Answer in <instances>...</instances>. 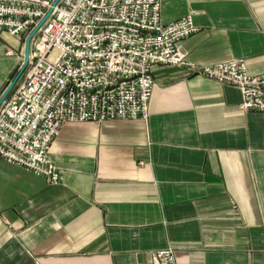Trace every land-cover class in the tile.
I'll return each mask as SVG.
<instances>
[{
  "label": "crops",
  "instance_id": "obj_1",
  "mask_svg": "<svg viewBox=\"0 0 264 264\" xmlns=\"http://www.w3.org/2000/svg\"><path fill=\"white\" fill-rule=\"evenodd\" d=\"M160 10L164 23L193 15L187 60L243 57L264 72V0H161ZM24 44L0 36V95ZM153 77L147 119L61 126L49 148L57 184L0 160V264H155L165 247L177 264H264V111L187 67L155 64Z\"/></svg>",
  "mask_w": 264,
  "mask_h": 264
},
{
  "label": "built area",
  "instance_id": "obj_2",
  "mask_svg": "<svg viewBox=\"0 0 264 264\" xmlns=\"http://www.w3.org/2000/svg\"><path fill=\"white\" fill-rule=\"evenodd\" d=\"M0 0V36L31 39L24 74L0 105V160L13 162L57 184L49 156L63 124L108 119H147L155 64L235 86L240 108L264 111V72L245 59L213 64L186 59L180 42L198 31L193 15L164 23L161 0ZM9 53H12L9 50ZM155 264H177L174 249L153 253Z\"/></svg>",
  "mask_w": 264,
  "mask_h": 264
},
{
  "label": "water",
  "instance_id": "obj_3",
  "mask_svg": "<svg viewBox=\"0 0 264 264\" xmlns=\"http://www.w3.org/2000/svg\"><path fill=\"white\" fill-rule=\"evenodd\" d=\"M58 0H56L54 2V4L57 2ZM52 9V8H51ZM51 9H49L46 13V15L44 17H42L37 25L32 28V30L27 34V36L24 39V52H23V63L20 66V68L18 69V71L16 72L17 74L9 81V84L5 87L6 89L3 91V93L0 95V105L2 104V101L8 96V94L10 93V91L13 89V86L17 83V81L19 80V78L24 74V70L27 67L28 63H29V54H30V50H31V39L33 38V36L37 33L39 27L43 24V22L49 17V15L51 14Z\"/></svg>",
  "mask_w": 264,
  "mask_h": 264
}]
</instances>
